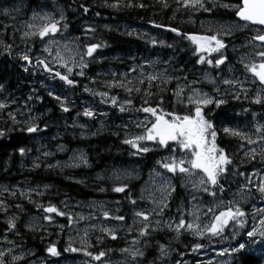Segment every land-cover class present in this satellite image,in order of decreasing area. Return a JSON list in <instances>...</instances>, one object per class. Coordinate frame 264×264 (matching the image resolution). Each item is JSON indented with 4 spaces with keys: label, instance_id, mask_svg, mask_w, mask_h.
I'll return each instance as SVG.
<instances>
[{
    "label": "trees",
    "instance_id": "1",
    "mask_svg": "<svg viewBox=\"0 0 264 264\" xmlns=\"http://www.w3.org/2000/svg\"><path fill=\"white\" fill-rule=\"evenodd\" d=\"M238 3L239 0H207L206 6L211 11H204L186 9L182 0H0V103L6 105L0 109V132L4 133L0 136V251L5 253L6 264H81V260L92 264H159V260L166 264L182 261L209 264L199 259V255L216 245L211 237L179 234L175 229L149 222L132 227V218L142 205L138 196L142 179L156 161L171 153L169 148L177 146L170 142L169 147L144 153L123 141L127 134L140 130L141 117L151 115L140 110L143 107H153L168 119H171L168 113L190 114L191 107L176 98L177 88L203 81L207 70L205 63H198L199 54L194 55L195 46L185 34L211 35L219 30L214 23L235 22V9L219 5ZM54 4L66 11L63 19L55 20L59 32L84 49L92 44L100 47L83 63L88 65L86 68L81 65L82 76L77 70L68 74L44 61L40 69L44 70L45 64L51 68L48 72L52 80L43 84L34 74L38 68L32 64V57L36 53L28 61L19 56L24 42L20 24L34 10ZM172 28L181 35L172 32ZM260 30L247 26L242 32L222 36L227 45L223 49L224 57L239 76L244 70L237 67H244L249 57L260 59L254 55L257 51L248 54L245 48ZM259 47L262 49L258 51L264 50V46ZM246 56L247 60L242 62ZM56 72L67 75L74 83L67 84ZM149 76L158 78L149 80ZM118 83L124 86H109ZM128 88L133 91H127ZM56 96L61 100L55 99ZM251 98L248 94L244 106L228 97L227 105L209 118L227 123L224 127L244 128L249 112L243 111L250 109L264 120L262 103L249 104ZM128 100L132 103L128 104ZM63 107L69 111L64 112ZM121 107L125 111L121 112ZM86 109L94 115H83ZM33 123L41 131L29 134L25 129ZM215 127L219 132L217 146L233 163L226 166L218 185L212 186L214 199H226L247 188L254 201L263 204L264 195L246 185L245 175H239L256 165L249 157L250 152L247 156L240 153L241 149L247 152L248 142L224 133L220 124ZM21 148L25 149L24 155L20 154ZM72 156L83 157L87 164L83 159L72 162ZM133 169L140 174L139 179H112L116 173ZM116 187H124V191L115 192ZM208 195H203V205H209ZM186 205L187 192L179 180L175 181L165 213L176 211L178 217ZM49 206L66 215L45 212ZM87 207L94 209L86 211ZM46 216L51 219H45ZM117 216H123L124 220L115 219ZM9 221H14V229L9 228ZM76 223L103 224L117 238L112 239L102 228L92 229L82 237L84 244L79 245L71 239ZM145 224L148 234L141 236ZM69 244L82 251H65ZM196 244L203 247L193 251ZM52 246L59 256L47 251ZM160 246H164L166 256L161 255ZM122 249L130 251L122 252ZM137 249L144 255L133 260L130 252ZM84 251L93 256L104 251L106 255L101 261L91 262ZM14 255L23 259L13 261ZM124 258V263L119 262ZM229 264H264V245L235 254Z\"/></svg>",
    "mask_w": 264,
    "mask_h": 264
},
{
    "label": "rangeland",
    "instance_id": "2",
    "mask_svg": "<svg viewBox=\"0 0 264 264\" xmlns=\"http://www.w3.org/2000/svg\"><path fill=\"white\" fill-rule=\"evenodd\" d=\"M65 12L66 11L64 8L55 4L40 7L34 10L31 15H29L28 18L20 24L24 42L22 47L19 49V56L21 59H23L25 55L30 57L32 56V54L36 53L34 57H32L34 60L32 64H34V66L37 65L38 68L34 69V74L35 76H37V80H40V83L43 84H45L47 80L50 79L49 77L51 75L45 69H40V66H42V63H40V61H45L48 65L63 68L66 73L72 74L75 70H77L78 73L84 72V69L83 67H81V65L86 62L89 58V56L86 55V48H82L74 40H72L62 32L57 31L55 34L50 33L48 36H45L43 38L39 37L38 35L24 36L25 32L31 33L38 31V29L42 25L47 23L49 20L55 21L56 19H59L61 16L64 15ZM34 16L35 19H33ZM41 17H47L48 19H41ZM27 24H32L34 25V27L28 28L26 27ZM213 26H215L216 29H221L222 27L223 29H228L230 27L231 32H242L249 25L245 26V24H241L235 21L230 23L216 22ZM194 46L196 48V45ZM245 46V48H247L248 50V54L253 51H258L262 49V47H259L260 45L258 46V44H255L252 41V38L248 43H246ZM46 48L48 49V51H45ZM57 51L60 52L61 57H63L64 61L67 62V67L62 66L61 61L56 56ZM221 51L224 56V50ZM248 54L246 53V55ZM199 55H204L206 61L209 59L213 60L212 65H209L205 62V70L207 71H205V75L202 78L203 81L197 83L193 81L194 83L188 84L189 86H191L188 88H185L184 85L181 84L179 85L176 91V93H180L179 95H177L176 98L180 99L181 103L185 104L187 107H191V115L195 114V105L190 104L188 102V96L194 95V90L195 92L201 94L206 93L213 99H222L226 102L228 101V97L238 96L239 100H241L242 105H246L245 99L247 98V95L250 92L253 96L251 100H248L249 104L258 105L254 102L257 95L260 96L261 100L264 99V85L260 84L259 80L253 77L252 73L246 71L245 67H242V65H240V67H237V69L240 71L241 69L244 70L243 75L239 76L235 73L234 70H231V64H228L226 59L225 62L219 67L215 66V59L220 58V53L209 54L207 52H204L199 53ZM251 59L252 58L249 57L248 63L246 64H250ZM241 60L242 62H245L247 60V56L242 57ZM253 60L254 59H252L251 63L260 62V59H255L254 61ZM68 68L72 69L71 73L68 72ZM224 80L234 81V83L225 84ZM195 83L197 86L194 85ZM248 83L252 86H248ZM181 89L183 91H181ZM97 94L98 96H102L99 93ZM232 100L237 101L236 99ZM210 106H213L215 108V111L216 109H218L215 107L214 104L209 105L207 108H209ZM221 106H226V103L222 104ZM207 108H204V112L208 110ZM243 112H249V120L244 121L247 126L242 128L244 130L243 132L249 134V136L254 141H256V143L254 144H248L247 152L243 151V149H241L242 152H240L241 154H246L250 152V158L252 155H255V159L253 160V162H256V165H252V168L246 171L244 179L245 181H247L246 177H250L252 179V183L249 184L247 182L246 185L250 186L252 189L257 190L261 184V181L264 180V162H262V157L260 155L261 148H264V141L260 140V136L264 135V132L257 133L256 128L264 126V120L260 119L259 115L253 112L252 110L250 111V109H245V111ZM165 118L168 119L167 117ZM154 120L155 117H153L152 115H146L145 117H141L138 120L140 130L133 134H127L125 139H134V137L137 135L145 134V125L150 127L151 122H154ZM250 122L252 124H250ZM141 146H147L150 149L158 150L164 147L159 145L158 141H143L141 142ZM252 149L256 150L254 154L252 153ZM171 155H173V153H169L162 160L158 161H161L162 163L167 162L165 161V158L170 157ZM175 155L177 156V158H180L185 157L186 154L184 152L179 151L177 147V152L175 153ZM76 160L79 162L81 161V158L79 159L77 156H72L71 161L75 163ZM162 163H157L156 161L153 169L144 177V179H142L141 186L138 192L139 200L142 202V205L141 207H139L136 213H145L149 216V220L144 221L143 217L134 215V217L132 218V227L138 224L149 222L154 225L159 224L161 226H166L169 230H174L176 229V226L179 223V219L183 218L186 224L195 222L197 224H200L201 228H203L204 225L210 224L212 219H214V214L218 215L221 211H225L228 207H232L233 210H235V208L239 206L246 213L245 217L240 218L246 222V229H238V225H235L234 222H230L229 226L223 233V237H212L211 234L205 233L203 237L213 238V242H216V245L213 248L208 249L205 253L199 255V259H202L204 261L217 262L219 264H229L233 260V256H218L217 253L223 250L224 248L237 246L238 243H243L247 241L248 238L245 234L246 230H250L254 226L257 228L261 227L259 224V220L264 217V213L258 210L264 209V203L261 205L257 204L254 201L253 196L249 194L247 188H245L244 191H242L241 193L234 196L231 195L226 199L219 197L214 199V196L209 194V192H212V185L207 182L204 185L199 184V180L203 176L202 173H198L191 177L186 176L184 174H180L179 172L172 173L163 168ZM253 173H257V175L253 176ZM139 177L140 174L136 172V169H133L131 171H124L122 173H116L114 177L112 175V179L114 178L116 180L139 179ZM178 180L182 188L187 192V205L185 206V209L181 212L178 217H176V211H172L171 213H165V208L164 211L161 213L160 208L164 207L165 204L167 205L169 201V196L175 187V181ZM205 187L209 189V192L204 191ZM204 194H209L207 199L210 201L209 205H203L201 202L202 199H204ZM209 208L213 209V212L210 213L208 211ZM93 209L94 208L92 207L85 208L86 211H91ZM169 225H171V227H169ZM98 228L110 229V227L105 228L103 224L82 226L76 223V225H74L73 227L74 233L72 234L71 239L79 245H83L84 243L82 241V237L86 235V232ZM236 231H239L240 234L233 238L232 233ZM185 232L191 234L192 236L196 235L192 230H188L186 226L185 228L180 229L178 233L184 234ZM257 239H259V237H257ZM262 245L264 244H251L248 248L259 249ZM130 258H132L131 255ZM87 260H90L91 262H96V260H93L91 256H88ZM159 261L161 262L159 264H166L161 260ZM81 262V264H92L88 263L86 260L85 262L84 260H81ZM119 262L124 263L125 258ZM179 263L188 264V262L186 261H182Z\"/></svg>",
    "mask_w": 264,
    "mask_h": 264
},
{
    "label": "snow or ice",
    "instance_id": "3",
    "mask_svg": "<svg viewBox=\"0 0 264 264\" xmlns=\"http://www.w3.org/2000/svg\"><path fill=\"white\" fill-rule=\"evenodd\" d=\"M183 7L191 8V9H202L204 11H211L210 7H207V0H182ZM143 7V5H139ZM166 6V5H165ZM220 7L224 8H234L235 15L239 18L240 21L245 22V26L251 25H258L264 26V0H239L238 4L231 5V4H222L219 5ZM112 7H118V5H112ZM84 11L87 12L88 9L84 8ZM4 14L7 15V10L4 11ZM35 19V16L33 17ZM41 19H48L47 17H41ZM63 19V16H61ZM58 22L49 20L47 23L42 25L38 31L35 32H25L24 36L29 35H38L39 37L43 38L48 36L50 33L55 34L58 29ZM26 27L33 28L34 25L27 24ZM67 28V24L64 25ZM156 27H160V25H156ZM172 32H175L177 35H181V33L175 29H170ZM88 31H94L93 29H89ZM210 32H213V29H209ZM231 28L223 29V27L219 30H216L214 34L211 35H186V38L190 40L196 48L194 50V55L199 53L207 52L211 53H220V58L215 59V66L219 67L221 64L225 62L226 57L223 56L221 50L225 49L227 45L225 44L224 40L222 39L223 35H230ZM252 40L260 41L264 44V27L252 37ZM152 43L155 44V39L152 40ZM100 47L98 44H92L87 47L86 55L89 57L93 56V53ZM45 51H48L46 48ZM255 56L260 58L259 63H250L245 64L244 67L246 71L252 73L253 77L257 78L260 84L264 85V50L257 51L254 53ZM57 58L61 61L62 66L67 67V62L64 61V58L61 57L60 52L57 51L56 53ZM25 61L29 60V57L25 55L23 57ZM207 63L209 65L213 64V60H205L204 55H199L198 63ZM40 63H44L40 61ZM84 68L88 65L83 64ZM28 71L27 68L24 69ZM45 70L51 72L52 69L49 68L45 64ZM69 73L72 72L71 68L67 69ZM135 71V69H133ZM83 75V72L79 73ZM55 75L59 77L61 80L65 81L67 84L72 85L74 83L73 80L69 79L67 75H61L60 72H56ZM158 77L156 76H149V80H155ZM143 83V81H141ZM225 84H232L234 81L224 80ZM110 87H123L122 83L118 84H110ZM2 89V86H0ZM87 90V89H86ZM137 92L140 89H135ZM127 91H133L132 88H128ZM181 91H183L181 89ZM179 95L180 93H176ZM49 95H52L50 92ZM101 95H107V93H101ZM239 99V97H236ZM31 99V97H29ZM55 99L58 101L61 100V97L56 96ZM115 98H113V104H115ZM188 102L190 104L195 105V114L191 115H176L173 113H168L166 115L171 116V119H166L165 114H158L157 110L153 107H143L142 110L144 113H150L153 117H155L154 122H151V126L148 127L145 125L146 131L143 135H137L134 139H125L123 142L125 144H129L132 148L137 149L139 152L147 153L151 149L147 146H141V142L143 141H158L159 145L169 147L170 142H174L175 145L178 147L179 151L184 152L186 155L185 157L177 158L175 153L177 152V148H169L170 152L173 153L170 157L165 158L167 162L157 161V163H162V167L165 168L167 171L172 173L179 172L180 174H184L186 176H193L198 173H202L203 176L199 180L200 185H204L206 182L210 183L213 187L218 185V178L227 171L226 166L231 165L233 163L232 159L229 158L228 155L225 154L224 150L218 148L217 146V129L210 118H206L210 116V112H204V108H207L209 105H215L216 108H219L222 104H225L226 101L222 99H213L212 97L208 96V94H201L195 92L194 95L188 96ZM255 103L260 104L264 101L261 100L260 96L254 100ZM128 104H131L132 101L128 100ZM147 103V101H145ZM6 107L5 104L0 103V109ZM64 112H68L69 109L67 107H63ZM120 111L123 112L125 109L123 107L120 108ZM83 115L87 117H92L94 113L90 110H85ZM15 121V117H12ZM140 126V125H138ZM29 134L37 133L41 131L39 125L37 124H30L25 129ZM222 131L226 134H230L233 137H238L241 140H246L248 144H254V141L247 133L240 131L238 129L224 127ZM257 133L264 132V126L256 128ZM4 133L0 132V136H3ZM260 140L264 141V135L260 136ZM20 154H25V149H19ZM255 149H252V153H255ZM249 155L246 153V156ZM260 155L262 157V162H264V148H261ZM252 159H255V155L251 156ZM83 159L84 163L87 164V160ZM239 175L244 176V172H240ZM257 175V173H253V176ZM206 178V179H205ZM246 180L249 184L252 183V179L250 177H246ZM103 190V189H102ZM115 192H123L124 187H116L113 189ZM262 195H264V180L261 181L260 186L257 189ZM174 191V189H173ZM205 192H209L207 187L204 188ZM220 191H223V187L220 186ZM210 195L215 196V192H209ZM135 203V201H133ZM167 205L165 204L164 207L160 208V212L164 211ZM47 213H56L57 215L64 216L66 215L63 211H58V209L54 206H49L44 209ZM208 211L211 213L213 209L209 208ZM264 213V209L258 210ZM108 213L105 212V218H108ZM246 213L242 210L241 207L237 206L235 210L232 207H228L225 211H221L218 215L214 214V219L210 222V224H206L201 228L200 224L195 222L187 223L183 218L179 219V223L176 226V231L179 232L180 229L186 228L188 230H192L196 235L203 237L205 233L211 234L212 237H223V233L225 232L226 228L229 226L230 222H234L235 225H238V229H246V222L242 217H245ZM136 216L143 217L144 221L149 220V216L143 212H137ZM45 219H51L50 217L46 216ZM117 220H124L123 216L115 217ZM198 219V217H197ZM71 220V217H69ZM159 223V222H157ZM260 228L252 227L250 230H246L247 241L243 243H238L237 246H232L230 248H224L220 252L217 253L218 256H234L235 254L242 253L246 250L251 244H264V217L259 220ZM16 227L14 221H9V228L14 229ZM171 227V225H169ZM148 225H144V229L141 230L140 235L145 236L148 234L147 232ZM102 231L108 232L111 234L112 239H116V235L110 229H103ZM239 231L232 233L233 238L239 235ZM259 237V239H257ZM203 245L196 244L193 248V251H196L202 248ZM52 256H59L60 253L56 250L54 246L49 247L47 250ZM65 251H72L78 252L82 251V249H77L72 247L69 244V247L65 249ZM122 252H129V249H122ZM161 255H167L164 246H160ZM84 255L91 256L93 260L101 261L102 258L106 255V252L100 251L98 254L94 255L91 252L84 251ZM130 255L133 260L136 259L137 256L142 257L144 255L143 252L139 251V249L135 251H131ZM23 259V256L17 257L13 256L12 260H20ZM0 264H6L5 260V253L0 251ZM211 264V262H209Z\"/></svg>",
    "mask_w": 264,
    "mask_h": 264
},
{
    "label": "flooded vegetation",
    "instance_id": "4",
    "mask_svg": "<svg viewBox=\"0 0 264 264\" xmlns=\"http://www.w3.org/2000/svg\"><path fill=\"white\" fill-rule=\"evenodd\" d=\"M248 86H252L251 84H249L248 83ZM252 97L253 95H252V93L250 92L249 93V97ZM237 96H232V99H236L237 101H239V102H241V100H239V99H237L236 98ZM252 99V98H251ZM262 101H264V99L262 100ZM226 105H227V103H226ZM258 105H260V104H258ZM245 106V105H244ZM262 106L264 107V102H262ZM225 106H220L218 109H216V111H215V108L213 107V106H210L209 108H207L208 110H207V113H209L210 112V116H208V118L209 117H213L221 108H224ZM212 122L214 123V125L216 126V125H221V126H228V124L227 123H223V122H218V121H213L212 120ZM250 124H252L251 122H250ZM249 128V127H248ZM238 130H240V131H244L242 128H241V126H238ZM217 133H219L218 131H217ZM218 135L219 134H217V138H218Z\"/></svg>",
    "mask_w": 264,
    "mask_h": 264
},
{
    "label": "water",
    "instance_id": "5",
    "mask_svg": "<svg viewBox=\"0 0 264 264\" xmlns=\"http://www.w3.org/2000/svg\"><path fill=\"white\" fill-rule=\"evenodd\" d=\"M234 18H235V20L237 21V22H239V23H241V24H245V22L244 21H240L239 20V18L236 16V15H234ZM249 26H251V27H254V28H262V27H264V26H258V25H251V24H249ZM255 44H258V45H262V46H264V44H262L260 41H255V40H252ZM230 224V223H229Z\"/></svg>",
    "mask_w": 264,
    "mask_h": 264
}]
</instances>
